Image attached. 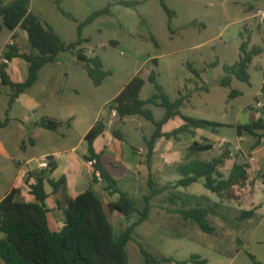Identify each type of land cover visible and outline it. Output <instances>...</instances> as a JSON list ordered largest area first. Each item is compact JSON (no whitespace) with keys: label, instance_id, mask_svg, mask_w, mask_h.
I'll return each mask as SVG.
<instances>
[{"label":"rangeland","instance_id":"1","mask_svg":"<svg viewBox=\"0 0 264 264\" xmlns=\"http://www.w3.org/2000/svg\"><path fill=\"white\" fill-rule=\"evenodd\" d=\"M137 1L133 5H124L120 0H30L29 10L38 20L49 24L61 41L70 43L79 40L73 48L59 51L54 60L47 64L48 67L57 65L54 90L61 105L59 114L68 110L77 113L76 106H83L90 110L85 122H92L97 112L100 121L103 118L108 121L110 117L105 114L108 112V101L104 100L134 75L144 79L140 96H149L154 86L148 74L154 70L157 83L170 100L179 94L185 96L179 108L182 114L219 123L213 129L202 128L210 134L212 141L225 137L230 142L235 136V123L250 122L264 115V106L261 109L252 106L255 100L264 104V92L260 90L264 80V18L256 15L264 11V0H164L173 10L170 17L160 6L159 0ZM104 7L107 10L90 22L83 23L93 11ZM6 29L3 26L0 33V46L6 41ZM244 40L248 43L247 48L252 45L261 48L247 66V81L238 79L223 68V64H232L238 59L239 45ZM78 51L100 58L103 69L108 71L100 84L92 82L76 57ZM150 56L156 57V64L144 62ZM41 72L30 89L35 96L40 92L46 69ZM226 77L229 82L224 84ZM231 90L235 93L230 95ZM145 107L150 108L155 119L164 112L162 106H153L152 103ZM19 108L18 112L24 111ZM29 116L30 121L44 117ZM129 116L130 122L125 125L115 120L114 124L122 126L123 130L129 127L126 140L137 145L139 133L149 135L154 125L140 115ZM83 126L79 124L67 132L65 126L60 125L57 133H67L66 144L78 142ZM130 134H136L139 139H133ZM245 135L248 141L254 140L252 135ZM26 144L31 150L29 143ZM246 144L242 142V145ZM40 146L33 147L31 152L39 154ZM249 150L245 149V156L251 155ZM211 152H199L198 156L206 157ZM260 176L258 172L256 178ZM257 180L256 183L261 184L260 178ZM202 181L199 178L185 186L186 192H182L199 194L197 199L188 198L190 205L219 203L215 213L205 216L213 231H202L193 221L184 225L182 220L178 222L177 218L162 212L163 204L180 206V201L170 204L165 198V195L167 197L170 192L176 191L165 190L150 199L147 218L134 228L133 238L125 244L126 264H195L192 261L177 262L187 260L192 255L204 259L201 264H264V189L255 183V179L249 180L250 190L249 194L246 193L249 198L245 206L248 208L255 203L257 207L253 215L240 218L238 206L241 202L231 200L235 198L234 190L228 189L219 197L205 188ZM136 188L133 191L129 189V192H133L129 196L140 207L146 184H137ZM120 215L123 222L118 221L116 214L115 217L108 214L115 234L127 221L137 216L133 213L127 220ZM138 242L153 256L171 257L173 261L147 263L139 251ZM0 264H5L1 258Z\"/></svg>","mask_w":264,"mask_h":264},{"label":"trees","instance_id":"2","mask_svg":"<svg viewBox=\"0 0 264 264\" xmlns=\"http://www.w3.org/2000/svg\"><path fill=\"white\" fill-rule=\"evenodd\" d=\"M120 1L124 5H133L138 2L137 0ZM29 2L30 0H0L2 23L9 29L16 26L21 27L26 32L31 50L34 52H19L14 45H6L5 50L2 52V57L7 60L17 56L28 62V73L25 79L20 82L9 80L4 71L5 62L0 63L1 83L7 84L10 88L9 104L20 92H23L36 80L37 72L41 66L52 62L59 51L71 49L79 42V40L70 43L61 41L49 24L38 20L29 10ZM159 4L168 17L173 14V10L165 4L164 0H159ZM105 10H107L106 7L93 11L83 23L90 22ZM80 24L77 28L78 32ZM151 39L155 42L152 36ZM247 44L245 40L240 43L238 59L235 62L223 64L226 72L234 74L238 79L244 81H247L249 77L246 69L252 56L261 51L259 46L252 45L247 48ZM76 57L82 62L88 76L95 85L100 84L108 74V71L103 69L98 56H86L82 51H78ZM150 60L151 63L156 64L155 57ZM188 66L196 73L190 65ZM148 79L153 83L154 91L146 98L139 97L144 79L134 75L108 101L107 105L109 111L111 109L116 110L118 118L127 115H140L153 123V131L143 139L146 148L144 162L150 170V161L156 138L164 136L165 138L176 139L179 134L192 132L193 128L213 129L219 123L182 114L179 108L185 96L179 94L174 100H170L157 83L154 70H150ZM228 82V77L223 79L224 84ZM260 90L264 92V80ZM234 93L233 90L230 91V95ZM149 103L164 108V112L158 120H154L151 110L145 107ZM173 115H179L183 123L170 131L162 132L161 125ZM6 121L7 117L0 121V126L5 124ZM36 123L39 126L53 130L61 124L67 125L69 121H59L45 116ZM234 128L237 134L245 132L252 135L254 144H258L259 140L264 138V118L260 116L250 122L235 124ZM102 130L103 123L98 121L85 133L84 138L87 142L88 153L84 158L92 161L91 165L94 172L91 181H96L99 177L104 182V190L108 194L117 193V199L108 201L103 205L92 188L88 186L84 191L70 199L61 228L51 230L47 224L46 212L48 209L45 206V199L48 194L44 189V182H48L55 189L63 181V178L53 181L45 177V169L41 168L26 173V181L29 177L34 178L33 182L28 183V190L34 196L35 201L16 200L17 188L15 187H12L0 199V234L2 235L0 236V258L5 264H126L125 244L133 238L134 228L147 218L150 210V199L153 196L163 192L170 186L172 188L185 187L201 178L203 186L220 197L231 186L241 185L247 178L246 164L238 163H233L227 175L224 176L219 170V166L226 157V153H221L210 159H201L198 153L210 149L211 145L206 140L203 143L193 141L188 146L183 160L174 165L175 171L179 174L178 179L172 185L168 183L157 184L149 174L145 182L146 192L142 194L141 206L138 207L128 192L120 188L117 181L102 166L99 153H96L93 149L92 141ZM112 132L116 137H121L115 130ZM52 165L51 162L50 166L52 167ZM262 177H264V173ZM166 198L170 204H176L177 201H180V206L173 210L179 213L183 219L195 222L202 231H213L205 216L208 213H215V207L219 206V203L205 206L201 204L190 205L188 200L190 198L197 199L198 197H191L177 191L170 192ZM107 211L119 212L127 220L133 213H136L137 216L131 221H127L115 234L113 225L107 218ZM253 213L254 208L241 209L240 218L249 217ZM138 247L147 263L173 261L171 257L153 256L139 242ZM250 257L254 260L252 255ZM187 261L201 264L204 259L192 255L187 260L177 262L185 263Z\"/></svg>","mask_w":264,"mask_h":264},{"label":"crops","instance_id":"3","mask_svg":"<svg viewBox=\"0 0 264 264\" xmlns=\"http://www.w3.org/2000/svg\"><path fill=\"white\" fill-rule=\"evenodd\" d=\"M3 26L7 28L1 22L0 33L3 30ZM6 30V41L0 46V63L3 61L2 52L5 50L6 45H14L17 50L22 53H34L31 50L27 34L21 27L16 26L13 29L7 28ZM10 41L12 43H10ZM83 54L86 55L85 53ZM151 58V56L147 57L144 59V62L146 64L150 63ZM155 61L157 63L156 57ZM47 64H49V62L41 66L37 72L36 80H38L39 75L41 76V71L46 69L44 81L40 85L38 96H35L30 92L32 86L37 82L35 80L23 92H20L9 104L8 99L10 88L7 84L1 83L0 80V121H2L4 117H7L6 123L0 126V199L12 187H15L17 188L15 195L16 200L35 201L34 196L30 194L28 190V183L33 182L34 178L29 177L26 181L25 177L22 176V173H28L39 169L38 163L44 157H48L53 165L50 169H45V177L52 179L53 181H56L61 177L63 178V181L60 182L55 189H53V186L48 182H44V189L48 194L45 199V206L48 209L46 212L47 224L51 230H58L64 223L66 209L69 205L70 199L84 191L88 186L92 188L94 194L101 200L103 205L108 201L116 200L118 194H108L107 191L104 190V182L99 177H97L96 181H91L94 170L91 163H89V160L84 158L88 153L87 142L84 135L90 127L100 121L97 116L98 112L92 122H89V120L85 122V120L88 119L90 110L83 106H76V109L78 110L77 113H73L72 110L69 112L70 110H68L65 113L59 114L61 111V105L54 90V87H56L55 76L57 69L55 68L57 65L54 67H48L49 65ZM4 71L12 82L23 81L28 73V62L21 57H12L5 62ZM123 85L124 84L117 88L112 96L104 101H109L113 98ZM141 91L142 88L139 92V96ZM146 97L147 96L143 97V99ZM140 98L142 97L140 96ZM152 105L154 106V104ZM18 106L24 111L18 112ZM30 114L31 116L40 115V117H51L59 121L68 120L69 123L67 125L61 124L62 126H65L68 130L67 132L72 130L74 126L81 124L82 127L85 123L83 126L84 128H82L81 138L78 142L66 144L65 141L68 138L67 133H57L59 127L51 130L39 126L36 123L38 120L30 121ZM105 114H108L110 119L108 121L104 118L101 120L103 123V130L93 139L92 146L94 151L99 153V160L102 166L117 181L118 186L125 189L128 194L133 195L132 191L133 189H137V184L144 185L149 174L152 180L157 184L168 183L169 185H172L179 177V174L174 169V165L183 160L188 146L193 141L203 143L206 140L210 143L211 147L200 153H208L209 150L212 152L209 153V155L206 154V157H200L199 154V158L210 159L221 153H226V157L219 166V170L224 176L227 175L233 163L246 164L247 178L244 180L243 184L237 185L238 188H236V185L229 188V191L234 190L233 193L235 194V198H232L231 200L241 202V205L238 206V210L249 209L252 208V206H254V209L257 207V205H254L255 203H253L252 206L249 205L248 208H246L245 205L246 200L249 198V180L255 179L256 183L258 182L257 179H261L262 174L264 173V138H261L258 144H254V140L252 142L247 140L245 132L237 134L235 128L234 138L230 139V142L224 145L220 144L217 139V141L210 140V134L202 128H193L192 132L179 134L176 139L160 136L154 141L149 170L144 162L146 148L143 139L151 134L154 127L149 135L140 132V141L137 145H134L126 140L125 134L129 133V127H126L123 130L122 126L120 127L119 125H125V123L130 122V116L127 115L118 118V116L109 115V110ZM259 116L264 118L263 114ZM114 120L118 121L119 124H114ZM182 123L183 120L179 115H173L161 125V131H170ZM140 124L141 123H139L136 128H138ZM113 130H115L121 137H116L112 132ZM130 136L135 140L139 139L136 134H130ZM26 142L29 143L31 150L33 147L36 148L41 144L42 146L39 148L40 153L33 154ZM242 142L247 144L242 145ZM247 148L250 149L248 153L254 155L253 160L248 162V156H245L247 154L245 149ZM258 172L261 173V176L256 178ZM258 185L264 189L262 184ZM129 189H132V191L129 192ZM166 190L182 192L185 191V187L178 186L172 188L170 186ZM159 194H162V192ZM187 195L191 197L199 196L197 193H187ZM161 206L163 207V209L160 208L161 211L163 210L162 212H166L173 218H177L178 222H180L179 220H182L184 225L190 222L188 219H183L181 215L179 218V213L173 210L179 206L169 207L166 204ZM108 214H111L112 217H115L116 214L118 221L123 220L118 212H107V218H109ZM110 222L113 223L112 219H110ZM0 236L2 235L0 234Z\"/></svg>","mask_w":264,"mask_h":264},{"label":"built area","instance_id":"4","mask_svg":"<svg viewBox=\"0 0 264 264\" xmlns=\"http://www.w3.org/2000/svg\"><path fill=\"white\" fill-rule=\"evenodd\" d=\"M256 15H260L261 18H264V11H260V12H257ZM10 43H12L10 41ZM3 62H7V59L5 58H2ZM254 108L256 109H261L263 108L264 104H262V102H260V100H255V102L253 103L252 105ZM110 115L111 116H118L117 115V112L115 109H111L109 111ZM219 142L220 144L224 145V144H227L229 143V140L225 137H221L219 139ZM253 160V155H250L248 158H247V162L248 161H251ZM50 163H51V160L48 158V157H44L39 163H38V167L41 168V169H50ZM89 163H92V161L89 160ZM22 176L23 177H26V173H22ZM261 184L264 186V177H261Z\"/></svg>","mask_w":264,"mask_h":264}]
</instances>
